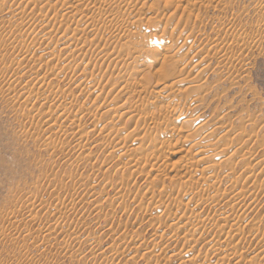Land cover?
<instances>
[{"label": "rangeland", "instance_id": "obj_1", "mask_svg": "<svg viewBox=\"0 0 264 264\" xmlns=\"http://www.w3.org/2000/svg\"><path fill=\"white\" fill-rule=\"evenodd\" d=\"M70 1L0 0V264H264V0Z\"/></svg>", "mask_w": 264, "mask_h": 264}, {"label": "bare ground", "instance_id": "obj_2", "mask_svg": "<svg viewBox=\"0 0 264 264\" xmlns=\"http://www.w3.org/2000/svg\"><path fill=\"white\" fill-rule=\"evenodd\" d=\"M69 1H70V0H69ZM66 2H68V1H66ZM66 2H63V3H65V5H66ZM70 2H71V1H70ZM67 4H69V3H67ZM67 6H68V5H67ZM67 6H66L65 8H67ZM69 7H71V5H69ZM263 7H264V6H263ZM67 9H68V8H67ZM67 9H66V11H67ZM66 11H65V12H66ZM71 11H72V10H71ZM66 14H68V13L66 12ZM72 14H73V13H72ZM73 15H74V14H73ZM67 17H68V15H67ZM70 17H71V16H70ZM89 19H90V18H89ZM88 22H89V21H88ZM214 151H215V150H214ZM221 155H222V153H221ZM221 155H220V156H221ZM230 155H231V154H230ZM212 156H214V155H212ZM212 156H211V157H212ZM248 156H249V154H248ZM240 191H241V190H240ZM247 193H248V192H247ZM235 197H236V196H235ZM236 198H237V197H236ZM210 199H211V197H210ZM210 199H209V200H210ZM212 199H213V198H212ZM233 199H234V198H233ZM206 201H207V200H206ZM233 201H234V200H233ZM208 203H211V202H208ZM239 219H240V218H239ZM239 219H238V220H239ZM222 220H223V219H222ZM242 220H243V219H242ZM242 220H241V222H243ZM223 221H224V220H223ZM227 221H228V220H227ZM239 221H240V220H239ZM239 221H238V222H239ZM177 223H178V222H177ZM218 223H219V222H218ZM224 223H225V222H224ZM230 226L233 227L232 225H230ZM231 227H230V228H231ZM236 227H237V226H236ZM234 231H235V230H234ZM248 233H249V232H248ZM248 233H247V234H248ZM247 234H246V235H247ZM254 234H255V233H254ZM242 235H243V234H242ZM230 239H231V238H230ZM243 239H244V238H243ZM228 243H229V242H228ZM231 245H232V244H231ZM223 247H224V246H223ZM233 247H234V246H233ZM234 248H235V247H234ZM234 248H233V249H234ZM236 248H237V247H236ZM224 249H225V247H224ZM238 250H239V249H238ZM241 250H242V249H241ZM224 251L226 252L227 250H224ZM232 251H233V250H232ZM228 252H229V251H228ZM230 252H231V251H230ZM254 253H255V252H254ZM239 254H240V253H239ZM263 254H264V253H263ZM230 255H231V254H230ZM236 255H237V254H236ZM227 256H228V255H227ZM243 258H244V257H242V259H243ZM244 259H245V258H244ZM250 259H251V258H250ZM227 261H228V260H227ZM263 262H264V261H263ZM233 264H234V263H233ZM241 264H242V263H241Z\"/></svg>", "mask_w": 264, "mask_h": 264}]
</instances>
